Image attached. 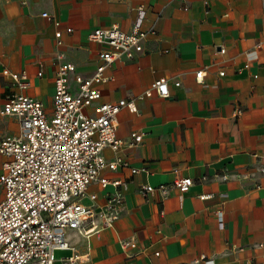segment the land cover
Instances as JSON below:
<instances>
[{"label": "crops", "instance_id": "obj_1", "mask_svg": "<svg viewBox=\"0 0 264 264\" xmlns=\"http://www.w3.org/2000/svg\"><path fill=\"white\" fill-rule=\"evenodd\" d=\"M140 7L141 28L154 33L132 59L105 69L96 103L135 101L136 112H118L117 136L139 132L141 141L118 153L149 171L103 172L124 182L120 217L89 236L67 230L68 241L86 255L81 264H264V0H0V132L19 129L1 114L15 90L11 73L25 72L30 87L22 92L50 108L57 54L92 75L105 46L90 32L113 25L129 32ZM159 78L170 95H145ZM69 84L75 89L72 74ZM177 176L192 178L188 191H142Z\"/></svg>", "mask_w": 264, "mask_h": 264}, {"label": "built area", "instance_id": "obj_2", "mask_svg": "<svg viewBox=\"0 0 264 264\" xmlns=\"http://www.w3.org/2000/svg\"><path fill=\"white\" fill-rule=\"evenodd\" d=\"M138 13L129 32L116 25L90 32V40L105 46L98 53L99 62L92 75L77 74L75 65L62 62V54H57L50 108L22 92L30 87L25 72L11 73L15 90L7 96L1 114L15 117L19 129L12 134L0 132V264H54L58 259L61 264H81L86 255L75 252L67 230L86 236L99 233L113 227L124 207L123 180L108 178L103 172L149 171L145 166H130L128 159L118 153L141 141L139 132H131L128 139L117 136L118 112L123 107L136 112L135 101L96 103L101 97L99 86L107 79L105 69L119 59H132L142 50L141 42L154 33L141 28L142 7ZM41 15L59 26L54 16L47 12ZM71 30L66 28V32ZM54 36L60 46L62 31L57 29ZM71 74L75 89L69 84ZM196 74L200 76L201 71ZM152 93L168 97V80H154L144 92L147 96ZM105 149L113 151L114 157L106 158ZM220 178L226 180L227 175ZM192 185V178L177 176L171 185L146 184L142 191H157L165 197L170 187L186 192Z\"/></svg>", "mask_w": 264, "mask_h": 264}]
</instances>
